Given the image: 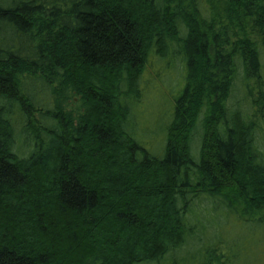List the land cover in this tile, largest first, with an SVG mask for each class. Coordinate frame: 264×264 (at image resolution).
Masks as SVG:
<instances>
[{
    "label": "trees",
    "instance_id": "trees-1",
    "mask_svg": "<svg viewBox=\"0 0 264 264\" xmlns=\"http://www.w3.org/2000/svg\"><path fill=\"white\" fill-rule=\"evenodd\" d=\"M172 43L156 157L129 95ZM263 49L264 0H0V264H264Z\"/></svg>",
    "mask_w": 264,
    "mask_h": 264
},
{
    "label": "rangeland",
    "instance_id": "rangeland-1",
    "mask_svg": "<svg viewBox=\"0 0 264 264\" xmlns=\"http://www.w3.org/2000/svg\"><path fill=\"white\" fill-rule=\"evenodd\" d=\"M8 35L10 37L9 33ZM168 49L165 57L156 59L150 56L147 68L140 78V92L134 90L132 96L129 95L132 100V114L126 129L146 151L156 157H161L164 153L168 137L167 129L172 121L175 103L187 83L183 47L172 43ZM261 62L264 73V49ZM30 92L37 102L43 103L47 100L45 95L47 92L43 93L39 84L31 83ZM128 93H130L129 89ZM235 97L232 102H237L241 95L238 96L237 93ZM15 119L18 133L16 145L18 149L25 151L29 140L25 133H20L21 119L19 116L18 118L15 116ZM262 253L264 254V249Z\"/></svg>",
    "mask_w": 264,
    "mask_h": 264
}]
</instances>
